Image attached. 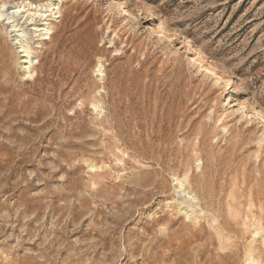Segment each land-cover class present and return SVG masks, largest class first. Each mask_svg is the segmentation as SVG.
<instances>
[{
	"label": "rangeland",
	"instance_id": "obj_1",
	"mask_svg": "<svg viewBox=\"0 0 264 264\" xmlns=\"http://www.w3.org/2000/svg\"><path fill=\"white\" fill-rule=\"evenodd\" d=\"M2 3L0 264H264V0Z\"/></svg>",
	"mask_w": 264,
	"mask_h": 264
},
{
	"label": "bare ground",
	"instance_id": "obj_2",
	"mask_svg": "<svg viewBox=\"0 0 264 264\" xmlns=\"http://www.w3.org/2000/svg\"><path fill=\"white\" fill-rule=\"evenodd\" d=\"M29 6L31 7L30 11L33 10L34 13L28 12L26 15H28L29 18H24V16L22 15V10L25 8L24 5L22 7L17 6L16 4L13 7H7L5 3H2L0 5V24L2 28L4 29L5 34L10 39L15 49L17 50L16 53L20 55L19 57L22 59L23 65L28 70L30 66L32 65V63L34 62V60L32 57V50H31L30 44L27 40L30 34L29 32L26 31V28H22L23 26L21 27V23H20L21 19L24 18V21L32 22L33 18L37 16L38 18L41 19V21L45 22L47 21V18L49 16L53 17L54 19L56 17L55 15L58 13V10H59V6L56 1H51L47 5L33 6L29 4ZM30 25L32 26L31 32L33 34H37L36 36L39 38V41L49 39L48 36L51 33V29L47 27L46 23L38 24V25L31 23ZM36 43H38V40L36 41ZM96 72L99 74V77H100V75L102 74L101 64L97 65ZM179 186L180 187L182 186L180 182H179ZM181 192L183 193L182 189H181Z\"/></svg>",
	"mask_w": 264,
	"mask_h": 264
}]
</instances>
